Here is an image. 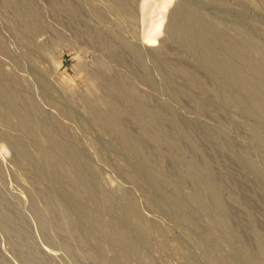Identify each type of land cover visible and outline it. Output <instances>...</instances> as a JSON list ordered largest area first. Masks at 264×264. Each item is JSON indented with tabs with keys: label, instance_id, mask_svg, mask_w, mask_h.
<instances>
[{
	"label": "rangeland",
	"instance_id": "rangeland-1",
	"mask_svg": "<svg viewBox=\"0 0 264 264\" xmlns=\"http://www.w3.org/2000/svg\"><path fill=\"white\" fill-rule=\"evenodd\" d=\"M0 264H264V0H0Z\"/></svg>",
	"mask_w": 264,
	"mask_h": 264
},
{
	"label": "bare ground",
	"instance_id": "bare-ground-1",
	"mask_svg": "<svg viewBox=\"0 0 264 264\" xmlns=\"http://www.w3.org/2000/svg\"><path fill=\"white\" fill-rule=\"evenodd\" d=\"M190 19H192V17H191ZM190 21H191V20H190ZM160 25H161L160 23L157 24L153 29H151V32L153 33V32H155L156 30H158V29L160 28ZM152 33H151V35L145 37V38H147V41H148V42H155V41H156V36L153 35ZM121 69H122V68H121Z\"/></svg>",
	"mask_w": 264,
	"mask_h": 264
}]
</instances>
